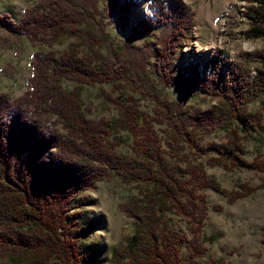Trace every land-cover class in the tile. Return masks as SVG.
<instances>
[{"label":"trees","instance_id":"16d2710c","mask_svg":"<svg viewBox=\"0 0 264 264\" xmlns=\"http://www.w3.org/2000/svg\"><path fill=\"white\" fill-rule=\"evenodd\" d=\"M246 1L245 35L262 40L264 0ZM118 2L112 4L116 10ZM97 12V0H41L21 20L0 14V29L24 35L34 46L51 48L65 33L89 46L85 53L76 45L62 54L35 52L28 90L17 98L0 93V264H102L99 249H81L74 211L84 193L114 174L140 190L122 206L134 232L111 250L108 264H203V258L225 264L222 258L207 257L216 237L203 232L208 203L202 192L220 186L205 165L172 166L154 118L137 105L118 101L117 118L94 120L88 117L79 89L67 92L62 85L64 81L80 86L138 83L152 98L175 145L189 148L193 156L215 153L234 167L252 170L258 166L245 159L242 142L247 136L259 139L264 132L261 113L248 110L264 96V72L253 77L243 61H264V53H246L242 62L217 58L203 64L207 74L197 77L191 93L219 104L209 109L185 107L163 94L192 81L191 70L177 72L174 57L183 43L192 41L194 10L182 0L158 1L150 6L153 19L138 20L131 32L134 40L158 35L156 44L148 41L120 51L109 46L107 57L95 35ZM157 28L163 33L158 34ZM149 53L155 57L161 88L151 86L145 74ZM191 65L199 67L196 62ZM199 129L225 131L228 137L220 145L205 147L198 141ZM121 131L133 137L131 156L117 151ZM172 215L191 224V239L173 227Z\"/></svg>","mask_w":264,"mask_h":264},{"label":"rangeland","instance_id":"374dc122","mask_svg":"<svg viewBox=\"0 0 264 264\" xmlns=\"http://www.w3.org/2000/svg\"><path fill=\"white\" fill-rule=\"evenodd\" d=\"M114 0H97V30L95 34L100 41V49L105 57L111 48L117 51L129 50V46H142L148 41L155 43L158 35L132 39L131 32L138 20H152L150 6L160 0H119L118 10L113 8ZM41 0H0V14L10 13L21 20L27 10L36 6ZM195 12V28L192 41L183 43L174 61L178 73L191 70V82L180 83L167 89L163 97L169 101L183 102L184 106L209 109L218 106L219 102L204 94L191 93L197 77L207 74L205 63L228 58L229 63L242 62L244 54L255 56L264 53V39L247 38V21L243 11L249 5L246 0H182ZM129 9V11H128ZM95 31V30H94ZM93 31V32H94ZM156 32L163 31L157 28ZM76 45L85 53L88 43L70 33L59 37L53 47L34 46L26 36L10 35L0 29V93H9L17 98L28 90V81L32 71V56L35 52L51 50L59 54ZM133 51V49L131 50ZM148 82L158 86V76L153 67L155 57L149 53ZM255 60V59H254ZM196 62L199 67L191 65ZM251 70L252 76L264 72V61H243ZM153 81H155L153 83ZM143 82V81H141ZM67 92L79 89L80 98L85 103L88 117L94 120L107 118L113 120L119 116L118 101L137 105L140 110L154 118V129L169 153L172 166L181 164L203 163L206 173L214 178L220 188L206 189L202 193L208 203V216L204 222L203 232L215 236L209 245L207 257L224 259L225 264H264V132L259 139L245 137V159L257 164V169L234 167L215 153L202 157L190 155L189 148L175 145L166 123L156 110L152 98L142 92L138 83L122 85L116 81L94 86L78 85L69 81L63 82ZM147 89H150L145 85ZM248 110L261 113L264 123V96L248 105ZM119 154H133V137L126 131L117 134ZM225 131H207L199 129L197 138L205 147L210 144L220 145L227 140ZM183 152V153H182ZM183 161V163H182ZM139 187L125 184L116 174L96 184L95 189L82 195L79 206L75 209L74 230L80 241V247L86 252L92 247L99 249L103 263L108 264L111 250L121 241L129 238L134 232L132 220L126 217L122 206L137 196ZM174 228L192 238V226L179 215L171 216ZM183 255L187 251L183 249ZM203 264H212L203 258Z\"/></svg>","mask_w":264,"mask_h":264}]
</instances>
